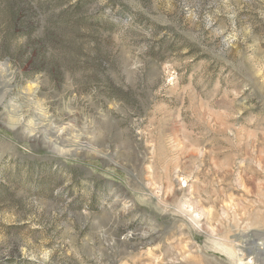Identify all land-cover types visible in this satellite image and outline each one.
<instances>
[{"label": "rangeland", "instance_id": "rangeland-1", "mask_svg": "<svg viewBox=\"0 0 264 264\" xmlns=\"http://www.w3.org/2000/svg\"><path fill=\"white\" fill-rule=\"evenodd\" d=\"M0 264H264V0H0Z\"/></svg>", "mask_w": 264, "mask_h": 264}]
</instances>
